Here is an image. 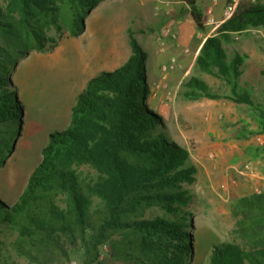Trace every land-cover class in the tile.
<instances>
[{"label": "trees", "instance_id": "1", "mask_svg": "<svg viewBox=\"0 0 264 264\" xmlns=\"http://www.w3.org/2000/svg\"><path fill=\"white\" fill-rule=\"evenodd\" d=\"M100 1L0 3V166L13 151L23 115L9 73L30 51L55 45L50 30L56 37L64 31L82 34L86 16ZM180 1L196 30L204 32L208 10L197 0ZM263 26L264 0L240 1L230 18L197 42L194 58V66L221 80L227 91H214L191 75L183 83L184 96L247 105L264 131V102L240 84L246 56L227 48L235 35ZM127 37L128 57L88 79L66 126L49 132L40 161L14 201L0 196V264L21 259L70 264L73 258L78 264H105L104 256L111 264H189L193 230L186 229L192 226L193 194L188 186L196 168L150 108L148 57L131 30ZM235 210L245 216L233 231L247 246L216 243L205 264H264V191L241 196Z\"/></svg>", "mask_w": 264, "mask_h": 264}, {"label": "rangeland", "instance_id": "2", "mask_svg": "<svg viewBox=\"0 0 264 264\" xmlns=\"http://www.w3.org/2000/svg\"><path fill=\"white\" fill-rule=\"evenodd\" d=\"M156 3L157 0H101L86 16L82 34L71 37L64 31L56 37L52 29L48 33L57 38L52 48L32 50L17 61L9 79L23 105V115L13 151L0 166V196L11 203L21 192L41 159L49 132L66 126L76 96L88 79L125 61L130 54L127 32L131 30L148 57L152 97L154 81L158 79L152 70L159 56L174 55L181 64L166 75L160 71L164 95L171 101V108L165 112L168 117L160 115L168 137L188 150L190 163L196 168L195 180L188 186L193 194L189 208L192 226L186 229L193 230L188 263L205 264L216 243L229 240L247 246V239L233 231L237 220L245 216L235 206L241 196L264 191V131L255 111L247 105L225 99L190 100L184 96L183 83L191 75L206 80L214 91L226 92L227 87L221 80L200 72L194 63L190 65L197 40L186 10L178 19L183 22L180 31L189 30L191 40L180 36L174 21L159 16ZM197 3L203 5L205 0ZM164 28L176 34L180 46L163 35ZM199 32L201 39L205 34ZM234 39L228 50L246 56L240 84L257 101L264 102V26L261 33L237 34ZM184 48L189 51L185 53ZM184 53L190 58L183 63ZM148 101L150 108L158 112L154 100ZM103 260L111 264L105 256ZM71 263L78 264V260L73 258ZM19 264L29 263L21 259Z\"/></svg>", "mask_w": 264, "mask_h": 264}, {"label": "crops", "instance_id": "3", "mask_svg": "<svg viewBox=\"0 0 264 264\" xmlns=\"http://www.w3.org/2000/svg\"><path fill=\"white\" fill-rule=\"evenodd\" d=\"M157 1H158V3L155 4V8L158 9L157 13L159 14V16L160 17L166 16L167 18L171 19V21H174V22H172V24H176L174 26L178 28L180 36H183L184 40H191V35L189 33V30L180 31V26L183 22L181 21V19H178V17L183 13L184 10H186V6L183 4V2L180 0H157ZM227 1L228 0H205V3H203V5H200V6L205 7V9L208 10V15L210 14L212 17H214V19L221 22L222 11H223V8L225 7V5L227 4ZM174 7H175V9H174ZM178 7H179V11H177ZM187 19L190 21L189 16L187 17ZM193 29L196 31L195 32V39L197 40L196 43L199 40H204V37L199 39L200 32L196 30L194 25H193ZM214 32H215V30H214ZM214 32H212L209 29V26H206L203 34L205 33V36H208V35H212ZM177 46H180L179 42H178ZM183 51H184V49H183ZM197 52H198V48L193 53L192 63L190 64L191 66L194 63V58H195ZM185 53L182 56V62L183 63L186 62L190 58ZM169 56H171V55H169ZM169 56L167 57V55L161 54L158 58L159 62L156 63L155 69L152 70V71L156 72L155 74H156V77L158 79L156 81H154V82H156V85H155L156 88L154 89L153 97L151 96V98L154 100V102H153L154 107L158 109V113L161 114L163 116V118L168 117L165 112H166V110H168L169 107L171 108V103H170L171 101H167L168 97L167 96L165 97V95H164L165 84L162 82L161 77H160V65L164 61H166V59H168ZM186 70L188 72L189 69H186ZM173 80H174L173 77H171L170 82L172 83Z\"/></svg>", "mask_w": 264, "mask_h": 264}, {"label": "built area", "instance_id": "4", "mask_svg": "<svg viewBox=\"0 0 264 264\" xmlns=\"http://www.w3.org/2000/svg\"><path fill=\"white\" fill-rule=\"evenodd\" d=\"M241 0H231L230 3H227L225 5V7L223 8L222 11V20L221 22H223L224 20L230 18L237 6V4L240 2ZM249 2H254L256 0H248ZM221 22L217 21L216 19H214V17H212L210 14L208 15L206 21H205V25L209 26V29L214 32V30L221 24ZM247 32L250 33H261V28H251L248 29ZM163 35L168 36L169 38L173 39V40H177L176 34L174 32H171L170 29L168 28H164L162 30ZM176 45H178V42L176 41ZM188 48H184V52H188ZM177 68L181 67V64H179L178 59L176 58V56L171 55L169 56V58L160 65V71L163 75L168 74L170 71L174 70ZM72 264V263H71Z\"/></svg>", "mask_w": 264, "mask_h": 264}]
</instances>
